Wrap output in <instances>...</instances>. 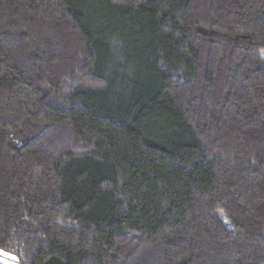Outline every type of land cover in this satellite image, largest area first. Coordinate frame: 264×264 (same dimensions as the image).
<instances>
[{
    "label": "trees",
    "instance_id": "trees-1",
    "mask_svg": "<svg viewBox=\"0 0 264 264\" xmlns=\"http://www.w3.org/2000/svg\"><path fill=\"white\" fill-rule=\"evenodd\" d=\"M0 251L264 264V0H0Z\"/></svg>",
    "mask_w": 264,
    "mask_h": 264
},
{
    "label": "rangeland",
    "instance_id": "rangeland-1",
    "mask_svg": "<svg viewBox=\"0 0 264 264\" xmlns=\"http://www.w3.org/2000/svg\"><path fill=\"white\" fill-rule=\"evenodd\" d=\"M8 258H12L11 255L0 251V264H13Z\"/></svg>",
    "mask_w": 264,
    "mask_h": 264
}]
</instances>
